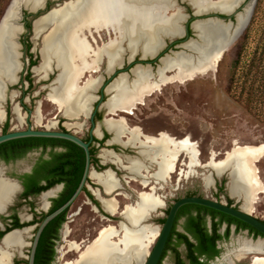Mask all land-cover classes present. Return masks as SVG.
<instances>
[{"label":"bare ground","instance_id":"1","mask_svg":"<svg viewBox=\"0 0 264 264\" xmlns=\"http://www.w3.org/2000/svg\"><path fill=\"white\" fill-rule=\"evenodd\" d=\"M186 1L194 7L196 17H202L216 12L230 15L243 0ZM246 3L247 0H244L243 4ZM252 8L250 4L243 14L239 13L237 25L228 24L231 30L235 27L231 35L229 29L218 26L222 20L194 22L193 29L197 39H190L185 44L178 45L171 55H164L155 70L151 67L154 59L150 62L147 59L163 53L164 39L185 37L183 24L187 19H181L179 14L172 13L176 10L172 0H73L35 22L34 37L35 40L42 38L43 60L41 66L35 68V72H46L48 76L53 69L59 71L48 98L64 112L66 118L77 120L88 118L91 114L97 100L94 94L103 87L105 80L100 73L103 66L106 67L105 75L114 76L116 69L122 70L126 59L133 63L136 57L141 55V61L149 63L150 66L138 65L129 75L121 72L107 87L109 99L103 107L108 115L118 119L107 118L104 125L113 134V142L121 143L122 139H127L121 144L142 149V158H127V171L143 179V185L147 187L148 182L143 173L147 172L148 163L153 164L157 170L152 178L163 183L172 177L181 155L188 151L185 141L168 134L159 137L145 135L140 128H131L127 118L121 114L134 115L139 105H145L148 97L163 91L164 87L174 84L186 85L200 76L217 71L228 44L246 29ZM23 10L18 1L14 2L4 20L2 33L5 38L10 37L12 42L16 32L22 28L19 24L23 23ZM21 33L22 30L18 32L19 36ZM103 33L106 34L107 41L100 44L96 35L100 37ZM8 47V53L13 54L12 43ZM21 61L16 70L11 69L9 72L8 87L0 80V122H4L7 116L4 105L10 97L12 100L17 97V93L10 92V88L21 81L20 74L25 65L23 60ZM96 74L101 75L96 77ZM14 114L20 123L24 122L25 117L18 105L14 107ZM37 115V122L40 124V108ZM56 124L53 122L47 128H54ZM66 126L70 130L74 127L70 123ZM103 158L121 163L120 158L115 159L108 151L103 153ZM262 159L264 146H243L228 152L223 161L209 164L219 177L233 170L231 194L233 197L243 196L245 203L242 208L252 215L259 196L264 193L257 166ZM199 163L196 157L191 156L192 170L198 168ZM3 171L0 168V215H5L7 208L14 204L21 191L16 183L5 179ZM113 177L111 174L93 175L107 193H111L119 185ZM205 183L207 188L212 187V176H209ZM56 193L57 191H51L42 196L45 211L48 210V200ZM102 206L107 213L118 214L119 207L114 200H102ZM163 206V200L154 188L149 193H141L136 205L126 206L122 213L131 228L121 224L120 229H103L93 242L86 245V251L82 244L71 243L70 250L78 255V260L67 261L66 264H143V259L149 255L150 248L155 245L161 230L153 225L140 224ZM29 232L15 231L4 239L0 245V264H12L13 255L8 250L27 246L24 237ZM115 238L119 240L115 242ZM262 247L263 244L259 250ZM263 255L253 257L251 264H264ZM248 259L250 256L244 253L240 254L236 261Z\"/></svg>","mask_w":264,"mask_h":264},{"label":"rangeland","instance_id":"2","mask_svg":"<svg viewBox=\"0 0 264 264\" xmlns=\"http://www.w3.org/2000/svg\"><path fill=\"white\" fill-rule=\"evenodd\" d=\"M11 1L12 0H6V2L0 6V13H2L0 14V19L1 17L3 18ZM172 1L175 3L176 8L175 12L172 13L179 14L181 19H187L183 24L184 30L186 24L190 23L191 18L194 17L195 9L191 3L186 0ZM216 1L219 2L220 0ZM248 6L244 7L240 14H243ZM53 7L58 8L56 5H53ZM210 19L223 21V19L216 16L205 17L203 15L202 17L195 18L190 27V31L192 33L191 38L197 39L193 29L194 22ZM29 21L31 22L33 19L29 18ZM231 22L237 25L236 19H228L227 21L224 20V23L219 22L220 25L218 26H223L224 28L229 29V34L231 35L235 29L234 27L231 30V26H228ZM96 38L98 41L100 40V44L107 41L105 33H103V36L100 37L96 35ZM180 38L181 37H174L169 39L168 37L164 39L165 45L163 46L162 51H166L165 53L167 55H171L174 50H177L176 47L178 46V43L173 45L172 43L177 42ZM28 40L31 44L30 53L34 54L33 61H37L38 65L33 68L30 66L31 59L25 52L26 48H24L23 62L25 65L20 76L22 75L23 80L31 74L32 85L30 86L31 83L25 82L22 87L19 83V87L13 86L10 88V92L17 93V97L13 99L14 101L10 97L8 100L9 103L7 102L4 105L6 115L8 112L11 116L9 122L10 132L28 130L29 127H32L34 130H39L40 127L44 126L47 128V126L51 125V123L61 120L65 123V126H63V124H56L54 128L47 129H55L58 131L66 130V124L70 123L74 125L71 132H76L78 135L84 136V134L87 133L85 129L89 125V118L93 113L94 105L99 100L98 93L96 92L94 94L97 100L94 103L92 107L93 109L88 118L83 117L77 120H70L66 118L64 112H62L58 106L52 103L48 98V94L51 92V87L55 83L59 71L53 69L48 76H46V72L41 74L36 73L35 68L41 66L43 61L41 56L42 38L35 40L34 32L31 31ZM157 57L158 56L148 58L147 60L150 62L151 59H156ZM136 60L138 61V59ZM127 64H129L128 59L124 64L123 70L125 73L130 72L125 71ZM138 64H141V62L139 61ZM155 64L156 63L152 64L151 67L157 70V67L160 65V61L157 63V66ZM117 70L118 69H116V71ZM105 71L106 67L103 66V70L100 73L104 79L105 77H113V74L108 75L109 77H107V75H105ZM101 74H96L95 76L97 77ZM25 91L31 93L24 97ZM22 99H24L23 102H21ZM7 104L8 106L6 112ZM16 105L20 106V109L25 117L23 123H20L14 114V107ZM23 105L32 111L31 115L28 111H26ZM39 108L42 114V123L40 124L37 122V111ZM106 111L104 112L105 114L107 113ZM28 116L30 117V120L28 119ZM121 116H125L127 118L131 128H140L145 135L156 137L157 133L161 132V135L168 134L174 138H178L180 141H185L188 151L185 152L186 154L183 153L181 155L175 172L168 180L169 183L164 182L162 184L164 187V190L162 191H157L156 188L153 187L158 196L163 194L167 197V199H163L160 196L162 200L168 204L165 209L170 208L177 200L188 196L206 197L228 204L230 200H233L232 205H242V203H237L235 198H231L230 179L228 173L218 177L209 164L223 161L226 158L227 153L232 152L236 147L264 146V0H255L252 8V15L246 29L243 31L239 39L235 41V43H233L225 52L217 71H214L207 76H200L195 81H191L186 85L174 84L164 87L163 91L157 92L154 96L148 97L145 105H139V107L135 110L134 115L129 116L121 114ZM107 118L118 119V117L110 115L107 116ZM6 120L4 122H0V135H2L3 126L6 125L8 121ZM84 124L87 125L85 129L83 128ZM126 141L127 139H122L121 143H125ZM125 147L134 146L126 145ZM191 156L196 157L197 162H200L199 167L194 168L193 170L190 167ZM28 160L29 158L25 157L24 159L8 165L0 163V168H3L4 173H11L14 177H19L25 174ZM126 164L128 165V163ZM149 165L153 166V164L148 163V167ZM257 166L259 178L264 185V159H262ZM149 169L150 167L147 171H149ZM155 169L157 170L156 166ZM156 170L151 171L154 173ZM209 176H212L214 185L207 188L205 181ZM141 180L143 184L144 180ZM145 180L148 182L147 179ZM223 182H225V190L221 192L220 185H222ZM171 184L173 186L172 190ZM152 185L154 186L155 184L152 183ZM131 186L137 189L139 188V185L136 182H133V185ZM167 187L169 188L167 189ZM140 192L149 193L148 190L145 189H140ZM56 195L57 194H55V196ZM49 200H51V198ZM35 202L37 203L36 208L38 213L45 214L43 211L44 203L42 197L41 199H37ZM86 202L87 198L84 194H82L67 213L65 223L61 230L60 240L55 245L56 260L54 264H66L67 261L77 259L78 255L70 250L71 243L89 245L99 236L103 229L114 227L113 224L102 221V216H106L104 211H101V214H99L98 212L93 211L91 207L86 204ZM127 204V206L136 205H130L129 202ZM163 212H165L163 209H158L154 214H152V218L161 214L163 217H166V214ZM29 214V207H22L19 211L20 221H28L27 219H29ZM253 215L264 221V193L259 196V199L255 204ZM152 222L153 221L150 219L148 223L161 230L162 226L160 224H152ZM182 223L183 221L179 224L180 231H183ZM234 233L235 232L232 230V241L231 243L226 244L225 248L229 251L235 246V249L233 250L232 255H228L226 262L221 261L220 264H251L253 257L264 254L263 238H254L248 232H241L239 234ZM33 234L34 232H29L24 237V241L27 246L12 250L7 249L8 252L13 255L12 264H16L17 262L20 264L29 263V256L33 243ZM114 240L116 241V238ZM262 244L263 247L259 250ZM152 247L154 246L152 245ZM152 247L150 248V252L153 249ZM184 251V248L180 249L182 255L184 254ZM244 253H248L250 259L244 260L245 262H237L236 258L240 254ZM147 257L145 256L143 259V264ZM163 264H173L172 254H169L165 258Z\"/></svg>","mask_w":264,"mask_h":264},{"label":"flooded vegetation","instance_id":"3","mask_svg":"<svg viewBox=\"0 0 264 264\" xmlns=\"http://www.w3.org/2000/svg\"><path fill=\"white\" fill-rule=\"evenodd\" d=\"M27 22H29V18H27L26 20V26H27ZM29 36H30V32L27 31V33L24 35L22 39L24 48H26L25 50L26 53H27V45L30 44L28 40ZM191 36H192V33L190 31V38ZM164 55H166V53L163 52L161 53L160 56H164ZM136 59H138V61L135 60L133 63L129 62V64H127L125 71H130L129 73L124 72L123 70L124 64H123L122 70L118 69L116 71V74L113 77L111 78L105 77V80L103 82V87L101 88L99 92H97L99 96V100L94 105L93 113L91 114L89 118L90 119L89 125L88 126L86 124L83 125L84 129L87 126V128L85 129L87 133L84 134V136H80L78 135V133L74 132L84 142L90 143V152L92 156L91 168H90V178L88 181V188H85L84 193H83L87 198L86 204L90 206L93 211H96L99 214H101V211L105 212V210L103 209L101 200H106V201L114 200L119 207V210L117 212L118 214H109L105 212L106 216H102L103 217L102 221H106L107 223L113 224L115 228H120L121 223L123 224L126 223L122 215L124 208L128 205L127 204L128 202L130 203V205H135L138 202L139 195L140 193H142L140 192V189L148 190V192H150L153 189V187H155L157 191L164 190V187L162 185L164 182L159 183L152 179V176L155 172L153 173L151 170H154V171L156 170L154 165L153 166L149 165L150 167L149 171H147L146 173H143V177L146 178L149 183L147 187H145L142 184L141 178L135 177L130 171L126 170L125 167L127 166L126 164L127 158H142L140 149H138V147L137 148L136 147H125L121 143L113 142V138H114L113 134H111L104 125V122L107 116H109L108 112L103 107L106 99L108 100V95L106 93L107 87L112 83V81L115 78L117 79V77L121 75V74L119 75V73L121 72H124L122 74L129 75L131 73V70H133L138 65L143 66V67L150 66L148 65L149 63H143L141 61L140 55L136 57ZM126 61L127 59L124 61V63H126ZM139 61L141 62V64H138ZM152 62L156 63L155 65L157 66V63L159 62V60L152 61ZM25 78L22 80V75H21V82L19 84L21 87L23 86V83L25 82L30 83ZM19 85H16V86L19 87ZM30 93L31 92L25 91L24 97H26ZM23 101L24 99L21 100V102ZM7 106L8 104L6 105V112H7ZM23 106L26 109V111H28L30 114L31 110L27 108L25 105ZM105 111L107 112L106 114L104 113ZM29 118L30 117H28V119ZM10 119H11V116L7 112L8 121L6 120L7 123L2 128V135L10 132V130L6 131V126L10 125L9 123ZM59 124L60 125L63 124V126H65V123H63L61 120ZM60 131H67V128L66 130H60ZM160 135H161V132L157 133V136H160ZM31 139H34V138H31ZM31 144L32 143L26 142L20 147H18V145H11L7 148H3L0 150V163L5 164V165H8L13 162L24 159L25 157L29 158L27 170L25 171V174L19 177H14L11 173L7 174V173H4L3 171V176L4 174H6L7 177L12 178L19 182L21 186V191H20V194L17 196L14 204L7 209V212L5 213V215H0V228H1L0 236L2 232H6L8 229H13V230L22 229V228H17L19 227V225H26L25 227H31L43 221L44 214L38 213L37 208H36L37 203L35 201L37 199H41L42 194L45 192L39 195H36L35 193L41 187L48 186L50 183L49 180H51L52 182L55 181L56 183L49 190L55 189L54 191H57L56 197L51 198L50 200L52 202V205L50 207L51 209L54 205L53 199L59 200L63 197V195H67L72 190V188L75 186V181L80 176L81 170L83 172L82 174H84L85 167H86V154L82 148L80 149H82L85 154V164L84 165H83V160L79 158V156H81L82 154V151L78 148H75V147L71 148L72 155L69 157L62 158L60 156L56 159H53V156H52L53 153L70 152V148L64 145H60V146L53 148V146H44V145L34 146ZM106 151L112 153L115 159L120 158L121 163H117L113 159L105 160L103 158V153ZM21 153H24L23 158L13 159V156H17ZM7 158H10V160H7ZM104 174H111L112 177L114 176L113 178L117 180L119 183L118 187L111 193H107V191L99 184V182L93 178V175H104ZM133 182L138 183L139 185L138 189L131 186L133 185ZM166 182L169 183V181H166ZM152 183H154L155 185L153 186ZM221 186L222 185H220V187ZM168 188L169 187H167V189ZM28 189L32 193L25 198L24 194L28 191ZM172 189H173V186L171 184V190ZM160 196L163 199H167V197H165L163 194ZM163 202H164V207L161 209L165 211L163 213L166 214V217H167L171 207L165 209L168 206V204L164 200ZM24 206L29 207V212H30V214L28 215L29 222L20 221L19 219V211ZM31 217L32 219H30ZM166 217H163L162 214L156 215L153 218H151V220L153 221L152 224L158 223L161 226H163L165 223ZM193 217L195 218L198 217L197 211H195L192 214L188 213L185 217H183L182 220H180V222L183 221L182 223L183 231L179 230V225H178V231L181 233H184L188 237L189 241L195 244V247L189 248L187 243L184 242V244L179 247V250L181 248H184L185 250L184 254L182 255V259L185 260L186 264H192L193 262L192 257L193 256L197 257L201 253H203L201 254V257H200L201 263L220 264L221 261L226 262V258L228 257V255H231L233 253V250L235 249V246L233 247L232 250H229V251H227L228 249L225 248V245L231 243L232 241L231 240L232 230L235 232L234 234L236 233L239 234L241 232H248L251 235L249 230L238 231V227L236 224L229 225L228 222H224L222 226L218 228L217 232H215V227H216L215 224L219 223L220 218H217L214 220L213 217L209 215L206 217V220H205L206 222H203L201 220L193 221L192 219ZM55 228L56 227L51 228L49 233L53 234ZM62 228L60 229V237H61ZM188 229L190 230V232H188L189 231ZM229 229H230V235L228 238H226V234ZM33 232H34L33 234V239H34V236L36 235V230H34ZM218 235H222L224 236V238L219 239L217 238ZM1 240L2 239H0V242ZM118 240L119 238L118 239L116 238L115 242H117ZM212 249L220 250L221 251L220 255L214 259L208 260L207 257L212 252ZM169 254H172L173 256V264H178L176 261L175 254L172 251H170ZM54 262H52V264H54Z\"/></svg>","mask_w":264,"mask_h":264},{"label":"water","instance_id":"4","mask_svg":"<svg viewBox=\"0 0 264 264\" xmlns=\"http://www.w3.org/2000/svg\"><path fill=\"white\" fill-rule=\"evenodd\" d=\"M16 1H18L19 6H22V8H24V10L22 11V17H21V20L23 21V23L19 24L20 27H22L20 29V30H22V33H21L22 35L19 36V34H18V32L20 30L18 32H16V34L13 37V42H12L9 40L10 37H9V39H8V37H6V38L4 37V35H3L4 33H2V28H3L4 20L8 14L9 7ZM70 1H73V0H12L11 1L10 5L8 6V8H7V10H6L1 22H0V51H1L0 80L2 81V83H4L5 86H7V84L10 82L8 75L10 76L9 72L11 71V69L16 70L17 64H21L22 63L21 60L24 59V44L22 42V39L28 31L26 28V20H27L28 15H32L33 17H36L37 15H39L42 12L45 13L42 16H39V17L34 19L33 30H32L34 32L35 22L39 18L48 15L54 9H56L53 7V8H51V10L48 11L49 3L52 2L54 5H56V7L59 8L61 6H64L66 3L70 2ZM254 3H255V0H247L246 4L242 3L239 6H237V8H235L233 13L230 15L216 12V13H212L211 15H207V16L208 17H214V16L219 17L220 19H223V23H224V20L227 21L228 19H230V20L236 19V22H237V16L239 15V13H241L242 9L246 5L248 6L250 4H252V6H254ZM207 16H205V17H207ZM195 18H197L196 13H195L194 17L191 18L190 23H187L185 26V29H184L185 37L183 39L178 40L177 42L172 43V45L176 44V43H178V45H180L181 43H185L188 40L193 39V38H190V27L192 25L191 23H193ZM230 24L234 25L233 22H231ZM242 33H243V31L239 35H237L235 37V39H233L228 44L226 51L235 41H237L239 39V37L242 35ZM34 34H35V32H34ZM3 37H4V41H3ZM11 43L13 46V54L10 55V53H8V51H9L8 46ZM159 56L152 61L160 60V58L163 57V56H160V57ZM12 65H14L13 68H12ZM7 87H6V90H7ZM31 113H32V111L30 112V115H31ZM59 122L60 121H56L57 125H59ZM31 138L57 139V140L69 141V142H72L73 144L77 145L78 147L82 148L86 154L85 171H84L81 183H80L78 189L76 190L75 194L72 196V198L67 203H65L62 207H60L58 210L47 215L41 223H39L35 226L24 227L22 229L13 230L12 232H9L7 235H5L1 240V243H2L4 241V239L9 234H11L15 231H26L27 230V231L33 232L34 230H36V235L34 236V239H33L31 252H30V256H29V263H28V264H35L38 246H39L41 237H42L44 231L46 230V228L55 219H57L59 216H61L67 210L71 209L74 206V204L78 201L80 196L84 193L85 188H88V181L90 178V168H91L92 156H91V152H90V143L84 142L78 135H76V133L71 132L69 129H67V131H60V130L58 131L55 129L54 130L47 129L44 126L40 127L39 130H34L32 127H30L28 130L12 131V132H9L7 134L0 135V146L4 145L6 143L12 142V141L31 139ZM141 151H142V149H140V152ZM232 171L233 170H231L229 172L227 171L225 173V174L228 173V176L230 179V184L232 183V180H231ZM4 176H5V179H7L9 181H13L14 183H16L19 186V189L21 190V186H20L18 181L7 177L6 174H4ZM217 176L219 177V175H217ZM54 190L55 189H52V190H49L45 193H49V192L54 191ZM45 193H43L42 196ZM230 195H231V198H233V199L235 198L237 200V203H242V205H240V206L229 205L228 203L212 200V199H209L206 197H199V196H188V197H184V198L177 200L171 206L169 214L166 217L165 223L161 228L159 237H158L152 251L149 253L148 257L145 259L144 264H160L161 259L163 257V254L165 252L167 243H168L169 238L171 236V233L173 231L178 213L184 206H187V205H198V206L206 207V208L215 210L217 212L226 214L228 216H231V217L249 225L250 227H252L253 229H255L256 231H258L259 233H261L264 236V221L258 219L254 215L249 214L243 210L242 206L245 203V199H243V196H238V197L234 196L233 197L231 194V191H230ZM55 197H51V198H55ZM101 202H102V200H101ZM47 203H48V210H46V211L43 209L42 210L48 214L49 209L52 205V202L49 200ZM151 218H152V215L150 214L149 218L145 219L140 225H142V226L150 225L148 222ZM30 219H32V217ZM124 221H125V219H124ZM27 222H29V221H27ZM125 222H126L125 225L128 228H131L130 224L127 221H125ZM121 224H123V223H121ZM87 247H86V245H83V248L85 249V251H86ZM80 256L81 255H79V257ZM77 260H78V258L76 259V261Z\"/></svg>","mask_w":264,"mask_h":264},{"label":"trees","instance_id":"5","mask_svg":"<svg viewBox=\"0 0 264 264\" xmlns=\"http://www.w3.org/2000/svg\"><path fill=\"white\" fill-rule=\"evenodd\" d=\"M5 2H6V0H0V6L2 4H4ZM53 5L54 4L52 2L49 3L48 11L51 10V8H53ZM0 14H2V13H0ZM43 14H45V13L42 12L39 15H37L36 17H33L32 15H28L27 18H33V21H34L35 18L42 16ZM1 19H2V17H1ZM1 19H0V21H1ZM33 21L27 22L26 27L30 33L33 30ZM30 51H31V44H28L27 45V55L31 59L30 66L33 68V67L37 66L38 64H37V61H33L34 54H31ZM25 79L28 80L32 85L31 74H29V76H27ZM8 130H9V125L6 126V131H8ZM26 142L32 143L31 145H34V146L35 145H38V146L44 145V146H53V148H55L57 146L64 145V146H68V148H70V152L53 153L52 154L53 159H56L60 156L62 158L71 156L72 155L71 148L75 147V148L80 149V147H78L77 145H75L69 141L57 140V139L34 138V139L17 140V141H12V142L6 143V144L0 146V150L3 148H7L11 145H18V147H20ZM80 150L82 151V154H81V156H79V158H81L83 160V165H84L85 164V154H84L82 149H80ZM23 156H24V153H21L17 156H13V159L23 158ZM7 160H10V158H7ZM82 173L83 172L81 170L80 176L75 181V186L72 188V190L67 195H63V197L59 200L53 199L54 205L50 209L48 214H44L43 219L47 215L58 210L60 207H62L65 203H67L72 198V196L75 194L76 190L78 189V187L81 183L82 176H83ZM49 182L50 183L48 186L41 187L38 191H36L35 194L39 195L43 192H46L47 190H49L50 188H52L56 184L55 181L52 182L51 180H49ZM224 190H225V182H223L222 186L220 187L221 192H223ZM31 193L32 192L29 191V189H28V191L24 194L25 198L27 196H29ZM232 204H233V200H230L229 205H232ZM69 210H67L65 213H63L61 216H59L57 219H55L44 231L42 238L40 240L39 246H38L35 264H52V262L55 261V258H56L55 245H56V242L60 240V229L62 228V226L65 223L66 215L69 212ZM195 211L198 212V217L197 218L193 217L192 218L193 221L201 220L203 222H206L205 221L206 217L209 215H211L214 220L217 218H220L219 223L215 224L216 225L215 232H217L218 228L221 227L224 222H228L229 225L236 224L238 227V231L249 230L251 235L254 238H263L264 239V236L261 233H259L258 231H256L252 227H250L249 225H247V224H245V223H243V222H241V221H239V220H237L231 216H228L226 214L217 212L215 210H212V209H209L206 207H202V206H198V205H187V206H184L178 213L173 231H172L171 236L169 238V241L167 243V246H166V249H165V252H164L163 257L161 259L160 264H162V262L168 256L170 251H172L175 254L176 261L178 264H186L185 260L182 259V253L180 252L179 247L182 246L184 244V242L187 243L189 248L195 247V244L190 242L188 237L184 233H181L178 231V225H179L180 220L183 219V217H185L188 213L192 214ZM25 226L26 225H19V227H17V228H24ZM53 227H56L54 230V233L50 234L49 233L50 229ZM12 230L13 229H8L6 232H2L0 239H2L8 232H11ZM188 232H190V230ZM229 235H230V229L227 231L226 238H228ZM217 238L221 239V238H224V236L218 235ZM220 252H221L220 250L212 249V252L208 255L207 259L209 260V259L216 258L217 256L220 255ZM201 254H203V253H201ZM201 254H199V256H197V257H194V256L192 257L193 258L192 264H204V263H201V261H200ZM16 264H20V263L17 262Z\"/></svg>","mask_w":264,"mask_h":264}]
</instances>
